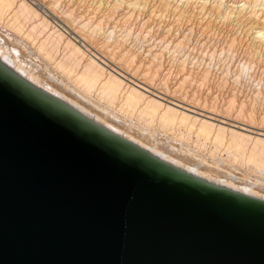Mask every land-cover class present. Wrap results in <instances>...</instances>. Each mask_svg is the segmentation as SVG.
Instances as JSON below:
<instances>
[{
    "label": "water",
    "instance_id": "95a60500",
    "mask_svg": "<svg viewBox=\"0 0 264 264\" xmlns=\"http://www.w3.org/2000/svg\"><path fill=\"white\" fill-rule=\"evenodd\" d=\"M0 264H264V200L153 156L0 59Z\"/></svg>",
    "mask_w": 264,
    "mask_h": 264
},
{
    "label": "bare ground",
    "instance_id": "6f19581e",
    "mask_svg": "<svg viewBox=\"0 0 264 264\" xmlns=\"http://www.w3.org/2000/svg\"><path fill=\"white\" fill-rule=\"evenodd\" d=\"M61 1L63 2V0H32V3L39 6L37 8L28 0H0V24L13 31V34H11L12 32H4L5 29L3 32L0 30V59L9 68L32 82L37 88L61 100L85 117L118 134L153 156L168 162L170 165L218 186L264 200L263 78L259 79L260 77L257 75L259 77L258 85L256 84L257 86L252 88V91L247 92L248 89L245 92V89H242L245 85H238L242 76L241 72L240 75H232V80L228 77L229 73L226 75L223 72L225 70H222L223 74H218L219 71H215L217 60H213L212 57L213 63L209 61L210 59H206L209 61L208 65L204 64V61L202 63V60L201 62L192 60V63H190V57L194 56V53L189 57V61L187 60L188 57L185 58V54L182 60L179 59V62L176 63L177 65L173 63L175 67L170 65L176 73V76L174 75L176 82L172 84L175 81L173 80L171 83L173 72L170 71L172 69L168 71L169 74L165 72L166 77L162 74L164 69L163 52L166 48L169 51L171 50L170 43L169 46L167 45L168 47H161L160 50H154L152 46L147 50L143 48L147 43L143 45L145 41L143 39L148 37L145 34L148 29H145V31L143 29V31L137 33L129 28L126 24H129V16H132V13L125 16L124 11L122 12L125 16L124 18L121 17L123 18V26L120 25L121 22L120 24L114 22L117 19L121 21L116 11L117 8L119 11V6L123 2L120 0H108V2H105L107 0H71V2L65 0L68 3L67 5L65 3L67 8L64 7V10L61 7ZM173 1L175 0H161L160 2L161 6L167 10L170 8L169 4H175ZM207 1L183 0L182 8L185 6L189 11L197 10L199 12H196L197 15L205 14L202 18L205 19L210 10L207 11ZM136 2L134 1V4ZM175 2L178 3L179 0ZM217 2L220 7L224 6L223 9H215L218 15L224 19L223 21L227 20L231 22L229 24L236 23V25H243L242 23L247 22L250 25L252 23L251 28L256 30H254L253 38L247 43L249 52L252 53L250 54L252 60L249 59V62L251 60L252 64L257 59V61L264 60V24L260 25L264 21V0H217ZM227 2H230V4ZM103 4L106 5L107 12L102 10ZM126 4L124 1L123 5L126 6ZM144 5H147V3ZM180 5L182 4L180 3ZM178 6L176 5V8ZM40 9H43L44 12L47 11L54 21L42 14ZM120 9H123L122 6H120ZM177 9L179 10V7ZM142 10L144 12L143 8ZM142 10L140 9V11ZM159 10L161 11V9ZM164 10L162 9V11ZM211 12L215 14V12ZM115 13L118 18H116ZM165 14L168 16V13ZM179 16L181 15L179 14ZM199 17L201 18V16ZM178 18H176V21H178ZM222 19L220 18L221 22ZM218 21L216 20V22ZM249 22L251 23L249 24ZM158 23L157 30L161 25V23L160 25ZM209 25L211 24L206 26ZM212 25H214V22ZM220 26L222 27V25ZM192 27L190 26L191 29ZM194 28L196 29V26ZM206 28L209 30L210 27ZM240 29H242L241 26ZM174 30L177 32V29ZM214 30L218 31L217 29ZM236 32L231 34L235 36ZM16 33L21 34V37L23 36L21 40H18V37L16 38ZM212 34L214 33L212 32ZM183 35H187V33ZM190 35L192 34L188 36ZM186 38L185 36L182 37L184 40ZM194 39L197 40V38ZM128 40H130L129 43ZM179 40L181 41V39ZM184 40L182 41L184 42ZM238 40L240 41V39ZM139 42L143 45L140 49H133L134 46L133 48L132 46L129 47V45H136L137 43L140 45ZM233 42L236 44V40ZM182 43L179 42L174 46L177 50H174L175 53L178 50L183 52ZM204 43L206 44L205 41ZM186 45L188 46V44ZM219 45L224 44L220 43ZM230 45L229 43L230 48H234L233 45ZM188 53L190 55V52ZM209 56L211 55L209 54ZM240 56L244 57L241 53ZM248 57L245 55V59L243 58L245 60H243L245 62L243 68L247 65L251 73L253 70L250 66L254 68L257 62L253 63V66L247 64L246 58L248 59ZM226 60L228 61V59ZM194 61H196L197 66H195ZM223 65H221V68ZM247 67L245 70H247ZM223 69L225 68L223 67ZM247 72L245 71L246 74ZM262 72L264 74V71ZM161 74L163 78L160 77ZM247 76L250 78L249 75ZM158 79L159 81H157ZM189 84L190 86H187ZM250 84H252V81ZM191 86L192 90L190 89Z\"/></svg>",
    "mask_w": 264,
    "mask_h": 264
},
{
    "label": "rangeland",
    "instance_id": "374dc122",
    "mask_svg": "<svg viewBox=\"0 0 264 264\" xmlns=\"http://www.w3.org/2000/svg\"><path fill=\"white\" fill-rule=\"evenodd\" d=\"M30 3H32L31 1L32 0H28ZM66 1H68V2H71V0H66ZM66 1L65 0H63V2L61 1V7H62V9H64V7H65V9L67 8V3H66ZM105 1V0H104ZM110 1V0H109ZM121 2H123L122 3V5H120V6H122V8L123 9H120V6H119V11L121 12V13H118L119 11H118V8H117V11H116V13L118 14V17L120 16V18L123 16V18L126 16V15H128V13H132V16H129V18H130V20H129V18H127L128 20H129V24H126V25H128L129 26V28H131L133 31L135 30V32H137V33H139V31L141 32V31H143V29H144V31H145V29H148V30H146L145 31V34H147L148 35V37H146L145 39H143V45L140 43V45L137 43L136 45H129V47H131L132 46V48H133V46H134V48L133 49H140L141 48V46H143V48H145L146 50L147 49H150L151 48V46L154 48V50H160V49H162L163 47H166L167 45L169 46V43H170V46L169 47H171V50L169 51V49L168 48H166L165 49V52H163L164 54H163V56H162V60H163V63H164V69H163V71H162V74H164V77H166L165 75H167L165 72H168L169 70H171L172 69V67H173V65L175 64V65H177L176 63H178L179 62V59L180 60H182V58L185 56V54H186V57L185 58H187L188 57V61H189V59H190V63H192V60H196V61H199V62H201V60H202V63H204V64H207L208 65V62L209 61H211L212 63H213V60H217V62L216 61H214V62H216L217 63V69L215 68L216 66L214 65V68L216 69L215 71H219L218 72V74H223V72L224 73H226V75L229 73V75H228V77H230L232 80H233V77H232V75L233 76H235L234 74H239L240 75V72H241V79H240V81H239V86L240 85H245V86H243L244 88H242V89H245V92L247 91V92H249L250 90L252 91V88H255V86H257L258 84V78L259 79H264V74H263V72L262 71H264L263 70V68H264V60H259V61H261V62H259V61H257L256 60V62L254 61V58H253V63L255 64V66H254V68H255V70H254V68L253 67H251L250 65H252L251 64V55L250 54H252L251 52H249V48H248V42H250V40L253 38V36H254V30H256V29H252L251 28V26L250 25H252V23L251 22H249V24L250 25H248V22L247 23H242L243 25H239V24H237L236 25V23L234 24V23H232V24H229V23H231V22H228L227 20L226 21H223L224 19H222V17H220L219 15H218V12H216L215 11V9L217 8L218 10L219 9H221L222 7L224 8V6H221L220 7V5L218 4V2H217V0H208L207 1V11H208V9H210L211 11H213V12H215V16L212 14V12L209 10L208 12V16L206 15V18L205 19H202V18H204V16H205V14H203V15H197V13H199L197 10L196 11H189V10H187V8H185V6H184V8H182L183 7V0H182V2H181V0H179V2L182 4V5H180V3L178 2V3H176L175 1H173L175 4H173L172 3V5L171 4H169L170 6V8L169 9H167L166 10V8H163V6H161V0H139V2H138V0H137V2H136V0H129V1H127V0H120ZM124 1H125V4H126V6L125 5H123L124 4ZM134 1L136 2L135 4H134ZM202 1V0H201ZM105 2H108V0L107 1H105ZM141 2H143L144 4H146L147 3V5H144L143 3H141ZM217 2V3H216ZM65 3H66V5H65ZM215 3V4H214ZM227 3H229L230 4V2H227ZM106 4V3H105ZM138 4V5H137ZM149 4V5H148ZM211 4H214V5H211ZM32 5H34L35 7H37V8H39V6L37 5V4H35V3H32ZM135 5V6H134ZM161 6V7H159V6ZM176 5H179L178 7H179V10L176 8ZM218 7H217V6ZM105 6L106 5H102V10H104L105 12H107L108 10H106V8H105ZM128 6V7H127ZM140 6V7H139ZM143 6V7H142ZM172 6V7H171ZM175 6V7H174ZM126 9H125V8ZM130 7V8H129ZM139 7V8H138ZM152 7V8H151ZM129 8V10H127ZM134 8H136L137 9V11H136V9L134 10ZM142 8L144 9V12H143V10H142ZM147 8V9H146ZM154 8V9H153ZM174 8V9H173ZM214 8V9H213ZM222 8V9H223ZM64 9V10H65ZM89 9H90V7H89ZM140 9L142 10V11H140ZM159 9H161V11L159 10ZM162 9L164 10V11H162ZM175 9H177V10H175ZM216 9V10H217ZM122 10V11H121ZM150 10H152V11H150ZM158 10V11H157ZM173 10V11H172ZM185 10H187V11H185ZM40 11H41V13L42 14H44V15H46L50 20L52 19V16H50V14H48L47 13V11H45L44 12V10L43 9H40ZM124 11V13L123 14H125V16L122 14V12ZM135 13H133V12ZM146 11V12H145ZM154 11H155V13H154ZM166 11V12H165ZM139 12H142L141 14L139 13ZM150 12H153V13H150ZM161 14H160V13ZM163 12H164V14H163ZM178 12H180L179 14L181 15V16H179V14H178ZM190 12V13H189ZM192 12V13H191ZM193 12H195V13H193ZM197 12V13H196ZM262 12V11H261ZM78 13V12H77ZM114 13V12H113ZM116 13H115V16H116V18H118L117 17V15H116ZM127 13V14H126ZM138 13V14H137ZM165 13H168V16H167V14H165ZM184 13H186V14H184ZM189 13V14H188ZM137 14V15H136ZM159 14V15H158ZM171 14H173V15H171ZM190 14H191V20H190ZM195 14V15H194ZM209 14H211V15H209ZM145 15V16H144ZM147 15H149V16H147ZM152 17H151V16ZM155 15H157V16H155ZM160 15H164V17H162V16H160ZM187 15V16H186ZM197 15V16H196ZM217 15H218V18H217ZM167 16V17H166ZM198 17V18H196V17ZM199 16H201V18L199 17ZM264 16V15H263ZM51 17V18H50ZM134 17V18H133ZM157 17V18H156ZM161 17V18H160ZM177 17H179L177 20L178 21H176V18ZM194 17V18H193ZM210 17V18H209ZM214 17H216L215 19H211V18H214ZM222 19V22L220 21V18ZM123 18H121V21H120V19L118 20L117 19V21L115 20L114 22H117V23H119L120 24V22H121V24L120 25H122V19ZM133 20H132V19ZM148 18H150L151 20L149 21V19ZM154 18V19H153ZM163 18H164V20H163ZM168 18V19H167ZM175 18V19H174ZM142 19V20H141ZM189 19V20H188ZM208 19V20H207ZM171 20V21H170ZM197 20V21H196ZM199 20V21H198ZM216 20L218 21V22H216ZM51 21H54L53 19L51 20ZM119 21V22H118ZM138 23H137V22ZM140 21V22H139ZM149 21V22H148ZM165 21V22H164ZM179 21H180V24H179ZM183 21V22H182ZM189 21V22H188ZM203 23H202V22ZM207 21V22H206ZM209 21V22H208ZM159 22V23H158ZM194 22V23H193ZM206 22V23H205ZM213 22H214V25H212L213 24ZM215 22H216V24H215ZM264 21H262L261 23H260V25H263L264 23H263ZM53 23H55V22H53ZM132 23L134 24L133 26H132ZM146 23V24H145ZM157 23H158V25H160V23H161V25L159 26L160 28H159V30H157L158 29V26H157ZM163 23V24H162ZM164 23H165V25H164ZM218 23H219V26H218ZM226 23V24H225ZM201 24V25H200ZM204 24V25H203ZM208 24H211V25H209V26H206V25H208ZM225 24V25H224ZM235 26H234V25ZM144 25H145V27H144ZM151 25H154V26H151ZM169 25V26H168ZM172 25V27H170ZM192 27V26H196V29L194 28V27H192V29L190 28V26ZM197 25H200L199 27L197 26ZM220 25H222V27L220 26ZM232 25V26H231ZM239 25V26H238ZM1 26H2V28H1ZM123 26V25H122ZM125 26V25H124ZM156 26V27H155ZM189 26V27H188ZM205 26V27H204ZM218 26V27H217ZM240 26H241V28L243 29V31H242V29H240ZM245 26H247L246 28H245ZM120 27V26H119ZM132 27H135V28H132ZM141 27V28H140ZM144 27V28H143ZM152 27V28H151ZM170 27V31L168 30V28ZM175 27V28H174ZM184 27V28H183ZM187 27V28H186ZM198 27V28H197ZM203 27H204V29H203ZM206 27H210L209 28V30H211V31H209L208 30V28H206ZM213 27H214V29H217L218 31H216V30H214L213 29ZM220 27V28H219ZM226 28V29H223V28ZM231 27V28H230ZM151 28V29H150ZM165 28H166V30H165ZM194 28V29H193ZM200 28H202V29H200ZM5 29V30H4ZM9 28L8 27H6V26H3V24H0V30H1V32H3V30H4V32H9V33H11V34H13V31L12 30H8ZM150 29V30H149ZM155 29V30H154ZM164 29V30H163ZM174 29H177V32H176V30H174ZM189 29V30H188ZM190 29H191V32H190ZM198 29V30H197ZM199 29L201 30V32L199 31ZM206 29H207V32H206ZM212 29H213V31H212ZM228 29V30H227ZM231 29V30H230ZM238 29V30H237ZM239 29H240V31H239ZM7 30V31H6ZM174 30V31H173ZM220 30V31H219ZM235 30V31H234ZM151 31V32H150ZM159 31V32H158ZM172 31V32H171ZM197 31V32H196ZM202 31H203V33H202ZM231 31V32H230ZM236 32L235 34V36H234V34H231V33H234V32ZM245 31V32H244ZM158 32V33H157ZM167 32H170V33H167ZM184 32V33H183ZM210 32V33H209ZM212 32L214 33V34H212ZM223 32V33H222ZM247 32V33H246ZM15 33V32H14ZM174 33V34H173ZM176 33V34H175ZM178 33H179V35H178ZM185 33H187V35H183V34H185ZM221 33V34H220ZM245 33V34H244ZM151 34V35H150ZM163 34H165V35H163ZM189 34H192V35H190V36H188ZM199 34L200 36H197V35ZM217 34V35H216ZM242 34V35H241ZM249 36H248V35ZM16 38L19 40H21V38L23 37H21V34H19V33H16ZM156 35V36H155ZM159 37H158V36ZM167 35V36H166ZM204 35V36H203ZM207 35H209V36H207ZM227 35H229L228 37H227ZM241 35V36H240ZM245 35H246V37H245ZM163 36H164V38H163ZM176 36V37H175ZM180 36H182V37H187L186 38V40H184V39H182V37H180ZM206 36V37H205ZM213 36H214V38H213ZM216 36V37H215ZM169 37V38H168ZM191 38L190 40L188 39V38ZM219 37V38H218ZM221 37V38H220ZM225 39H224V38ZM227 37V38H226ZM249 39H248V38ZM167 40H166V39ZM174 38H175V40H174ZM194 38H197V40L196 39H194ZM240 39V41L238 40V39ZM153 39H155V40H153ZM159 39H161L160 40V42H159ZM162 39H164V40H162ZM169 39V40H168ZM179 39H181V41L179 40ZM188 39V40H187ZM199 39V40H198ZM204 39V40H203ZM208 39V40H207ZM212 39H213V41H212ZM221 39V40H220ZM233 39V40H232ZM236 40V44L233 42V41H235ZM172 40V41H171ZM182 40H184V42L182 41ZM204 41L206 42V44L204 43ZM221 41V42H220ZM226 41H227V43H228V46H227V43H226ZM229 41V42H228ZM243 41V42H242ZM130 42V40H128V43ZM133 42V41H132ZM150 42V43H149ZM155 42V43H154ZM158 42H159V44H158ZM163 42V43H162ZM166 42H168V43H166ZM175 42V43H174ZM179 43V42H183L182 44H183V52H184V54H183V52H181L182 50H178V52H174V50L175 51H177L176 50V48L174 47V46H176V44L177 43ZM186 42H189V43H186ZM196 42V43H195ZM213 42V43H212ZM225 42V43H224ZM237 42H239V43H237ZM184 43H186V44H188V46L186 45V44H184ZM224 44V45H219V44ZM229 43L231 44L230 46H234V48L232 47V48H230L229 47ZM235 45H234V44ZM131 44H133V43H131ZM156 44V45H155ZM161 44V45H160ZM173 44H175V45H173ZM195 44V45H194ZM201 44V45H200ZM211 44H212V46H211ZM214 44V45H213ZM218 44V45H217ZM173 45V46H172ZM200 45V46H199ZM217 45V46H216ZM247 45V46H246ZM140 46V47H139ZM155 46V47H154ZM158 46V47H157ZM167 46V47H168ZM187 46V47H186ZM208 46V47H207ZM227 48H226V47ZM238 46V47H237ZM240 46V47H239ZM246 46V48H244ZM135 47H137V48H135ZM150 47V48H149ZM162 47V48H161ZM185 47H186V49H185ZM193 47V48H192ZM197 47V48H196ZM201 47V48H200ZM213 47V48H212ZM215 47H217V48H215ZM229 47V48H228ZM172 48H173V50H172ZM175 48V49H174ZM189 48H190V50H189ZM208 50H206V49ZM222 48V49H221ZM181 49V48H180ZM203 49V50H202ZM204 49H205V51H206V53H205V51H204ZM221 49V50H220ZM225 49V50H224ZM229 50V49H231V50H229V51H226V50ZM234 49H235V53H234ZM238 49H239V51H238ZM246 49V50H245ZM153 50V49H152ZM189 50V51H188ZM193 50H194V52H193ZM202 50V51H201ZM214 50V51H213ZM248 50V51H247ZM171 51H173V52H171ZM196 51V52H195ZM199 51V52H198ZM211 51H213V52H211ZM217 51V52H216ZM220 51V52H219ZM224 51V52H223ZM241 51V52H240ZM170 52V53H169ZM180 52V53H179ZM188 52H190V55H189V53ZM238 52V53H237ZM246 52V53H245ZM146 53H147V51H146ZM187 53H188V55H187ZM194 53H195V55H194ZM199 53H200V55H199ZM202 53H204V54H202ZM213 53H216V54H213ZM223 53H226V54H222V56H221V54ZM231 53V54H230ZM233 53V54H232ZM240 53L242 54V56L244 55V57H241L240 56ZM168 54V55H167ZM182 54V55H181ZM194 55V56H192V57H190L191 55ZM209 54L211 55V56H209ZM212 54H213V56H212ZM229 54V55H228ZM176 55V56H175ZM205 55H206V57H205ZM226 55V56H225ZM232 55H233V59H232ZM245 55L246 56H249L248 57V59L246 58V63L247 64H250L249 66H250V68H252V72L250 73L249 71V69H248V67H247V65H246V67H247V70H245L246 69V67L245 68H243V66H245ZM172 56V57H171ZM196 56H198L197 58H195ZM216 56V57H215ZM225 56V57H224ZM228 56V57H227ZM175 57V58H174ZM180 57V58H179ZM190 57V58H189ZM199 57H201L200 58V60H199ZM211 57L212 58H214L213 60H211ZM167 58V59H166ZM193 58V59H192ZM203 58H205V59H203ZM242 58V59H241ZM244 58V59H243ZM175 59V60H174ZM178 59V60H177ZM209 60V61H207V60ZM220 59V60H219ZM224 59V60H223ZM226 59H228V61L226 60ZM232 59V60H231ZM249 59H251L250 60V62H249ZM170 60H172V61H170ZM174 60V61H173ZM232 61V63H231V61ZM234 60V61H233ZM244 60V61H243ZM247 60H248V62H247ZM196 61H194V64H195V62ZM204 61V62H203ZM220 61V62H219ZM222 61H223V63H222ZM238 61V62H237ZM242 61V62H241ZM228 62V63H227ZM241 62V63H240ZM263 62V63H262ZM174 63V64H173ZM219 63V64H218ZM235 63H237V64H235ZM244 63V64H243ZM259 63H260V65H259ZM262 63V64H261ZM224 64V65H223ZM228 64V65H227ZM230 64V65H229ZM253 64V65H254ZM172 67H171V66ZM175 65H174V67H175ZM220 65V66H219ZM221 65H223L222 66V68H221ZM235 65L237 66L236 68H235ZM252 65V66H253ZM258 65H259V68L261 69L262 68V70H260L259 68H258ZM195 66H197V64H195ZM240 66H241V68H240ZM167 67H171V68H168V69H166ZM220 67V68H219ZM223 67L225 68V69H223ZM197 68V67H196ZM227 68V69H226ZM239 68H240V70H239ZM142 69H143V67H142ZM174 69V68H173ZM173 69H172V71H170V72H173L172 73V75L173 76H171V74L169 75V78H170V76H171V79H169V80H171V83L173 82V80H175L172 84H175V82H176V79H175V76H176V73H174L175 72V70L173 71ZM219 69V70H218ZM221 69V70H220ZM242 69V70H241ZM166 70V71H165ZM222 70H225V71H223L222 72ZM232 70V71H231ZM243 70H244V74H243ZM258 70H260V71H258V73H257V71ZM231 71V72H230ZM245 71H248L247 72V74L245 73ZM254 71H255V73H254ZM164 72V73H163ZM222 72V73H221ZM233 72V73H232ZM239 72V73H238ZM250 73V74H249ZM253 73H254V75L256 74V76H254L253 75ZM261 73V74H260ZM160 75V77L162 76V78H163V75ZM168 74H169V72H168ZM231 74V75H230ZM246 74V75H245ZM251 74H252V76H251ZM175 75V76H174ZM247 75H249L250 76V78H248V76ZM257 75L259 76V77H257ZM159 77V78H160ZM173 77H174V79H173ZM256 78H257V80H256ZM231 79H230V82H231ZM255 80V82H254V80ZM243 80H244V82H243ZM249 80H251L252 81V84H250V82L251 81H249ZM157 81H159V79L157 80ZM241 82H242V84H241ZM255 84H254V83ZM232 83V82H231ZM250 84V85H249ZM257 84V85H256ZM192 85V84H191ZM249 85V86H248ZM187 86H190V84L189 85H187ZM193 86V85H192ZM192 86L190 87V89L192 90ZM252 86V87H251ZM196 87V86H195ZM248 87V88H247ZM250 87V88H249ZM216 88V87H215ZM187 89H189V88H187ZM214 89V88H213ZM216 90V89H215ZM192 93H193V91H192Z\"/></svg>",
    "mask_w": 264,
    "mask_h": 264
}]
</instances>
